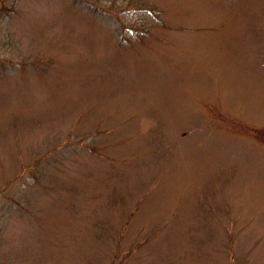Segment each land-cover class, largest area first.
Returning <instances> with one entry per match:
<instances>
[{"label":"rangeland","instance_id":"1","mask_svg":"<svg viewBox=\"0 0 264 264\" xmlns=\"http://www.w3.org/2000/svg\"><path fill=\"white\" fill-rule=\"evenodd\" d=\"M96 3L0 0V264H264V0Z\"/></svg>","mask_w":264,"mask_h":264},{"label":"trees","instance_id":"2","mask_svg":"<svg viewBox=\"0 0 264 264\" xmlns=\"http://www.w3.org/2000/svg\"><path fill=\"white\" fill-rule=\"evenodd\" d=\"M96 1H99V0H72L73 3L80 5V6H82V8H85V9L89 10L90 12L98 15L100 13V11L102 10L101 9L102 6L100 7L96 3ZM8 10H5V11H8ZM11 10H13V9L11 8L10 11ZM5 11H4V13H5ZM0 15L1 16L3 15L2 11L0 12Z\"/></svg>","mask_w":264,"mask_h":264}]
</instances>
